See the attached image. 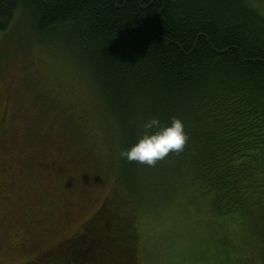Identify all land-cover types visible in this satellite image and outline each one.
I'll return each instance as SVG.
<instances>
[{
    "label": "trees",
    "instance_id": "obj_1",
    "mask_svg": "<svg viewBox=\"0 0 264 264\" xmlns=\"http://www.w3.org/2000/svg\"><path fill=\"white\" fill-rule=\"evenodd\" d=\"M17 15L44 48L67 54L78 72L74 86L97 89L91 115L73 116L76 123L64 130L79 137L85 116L107 127L111 174L130 211L153 203L156 193L164 208L188 194V207L205 208L212 217V235L238 222L264 256V0H0L1 33ZM173 118L183 121L189 139L163 159L166 182L149 185L157 191L151 193L146 170L157 173L160 164L130 162L122 153L149 120L170 124ZM95 223L35 264H133L136 241L119 242L106 229L99 238L103 251L90 254ZM236 248L225 244L218 264L244 259Z\"/></svg>",
    "mask_w": 264,
    "mask_h": 264
},
{
    "label": "rangeland",
    "instance_id": "obj_2",
    "mask_svg": "<svg viewBox=\"0 0 264 264\" xmlns=\"http://www.w3.org/2000/svg\"><path fill=\"white\" fill-rule=\"evenodd\" d=\"M7 31L0 32V108L2 90L7 88L13 108L5 123L6 134L0 137V162L18 161L15 187L23 199L13 213L3 209L7 212L8 201L2 207L0 264H35L50 249L62 248L81 236L94 219L90 254L103 251L99 238L106 229L119 242L127 241L124 237L136 241L133 264H218L216 253H223L225 244L236 245V251L243 254L244 259L239 257L242 260L235 264H264L260 243H251L249 231L239 232L238 222L219 232L215 229L216 236L212 235V217L205 208L188 207V194L168 198V207H163L164 200L149 185L166 182L164 160L155 164H160L157 173L154 168L146 170L151 182L147 179L145 188L156 193L150 199L153 203L130 211L128 195L111 174L112 137L97 116L87 117L93 111L92 101L100 100L97 89L89 93L81 85L74 86L72 78L78 72L67 54L39 44L19 15ZM135 106L140 108L139 102ZM83 112L87 116L80 136L65 131L64 124L74 125L73 116L81 118ZM105 120L111 130L106 116ZM7 180L0 175L2 188ZM32 196L39 201L36 207L43 208L40 217L28 210ZM10 222L14 228L7 235ZM14 242L23 245L17 255L5 251Z\"/></svg>",
    "mask_w": 264,
    "mask_h": 264
},
{
    "label": "clouds",
    "instance_id": "obj_3",
    "mask_svg": "<svg viewBox=\"0 0 264 264\" xmlns=\"http://www.w3.org/2000/svg\"><path fill=\"white\" fill-rule=\"evenodd\" d=\"M144 129L145 132L138 142L122 153L130 162L155 165L169 153L182 151L189 139L185 125L179 118H173L170 124L151 119L144 124Z\"/></svg>",
    "mask_w": 264,
    "mask_h": 264
},
{
    "label": "flooded vegetation",
    "instance_id": "obj_4",
    "mask_svg": "<svg viewBox=\"0 0 264 264\" xmlns=\"http://www.w3.org/2000/svg\"><path fill=\"white\" fill-rule=\"evenodd\" d=\"M2 99H3V101H2L3 106H2V108H0V125H2L1 122H3V124H4L5 121L6 122L8 121L9 115L11 113L10 110L12 109L11 102L9 100L10 99L9 96L8 95H6V97L3 96ZM5 134H6V130H4L2 127H0V137H3ZM0 169H1L0 175H4L5 180L8 179L7 181L3 182V185H4L3 188L0 184V215H2L3 214L2 213V207H3V205H5V201H8L6 204L7 205V212H6V209L3 208L5 210V213H13V212L17 211L19 205H22L21 201L23 199V196H21V193H20L21 191L17 190V187H15L16 181H18V176L20 175L19 167L14 163H10V160H8V161L0 162ZM36 199L37 198L35 196H32L31 200H30L31 203H29L30 205L32 204V206L28 207V204H27V207H28L29 212H32V211L36 212L39 214L38 217H40V213H39L40 208L36 207V205L39 206V201H34ZM57 205H61V204H57ZM42 210H43V208H42ZM2 219H4V218L3 217L0 218V220H2ZM12 228H14V226H12V222H10L6 228L8 231L7 235L9 233H11L10 230ZM24 237H25V234H24ZM71 241L69 240V242H71ZM67 243L68 242L63 244L62 248L65 247L67 245ZM21 245L22 244H19L17 246L16 242H14L13 244H8L7 249L5 251L8 253L13 252L14 255H17V252H19L18 250L21 248L20 247Z\"/></svg>",
    "mask_w": 264,
    "mask_h": 264
}]
</instances>
